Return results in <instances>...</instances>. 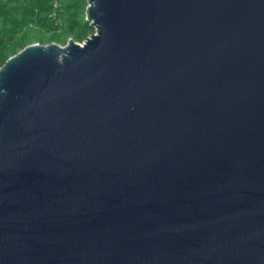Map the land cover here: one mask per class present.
Here are the masks:
<instances>
[{
	"label": "water",
	"instance_id": "1",
	"mask_svg": "<svg viewBox=\"0 0 264 264\" xmlns=\"http://www.w3.org/2000/svg\"><path fill=\"white\" fill-rule=\"evenodd\" d=\"M86 2L0 68V264H264V0Z\"/></svg>",
	"mask_w": 264,
	"mask_h": 264
},
{
	"label": "trees",
	"instance_id": "2",
	"mask_svg": "<svg viewBox=\"0 0 264 264\" xmlns=\"http://www.w3.org/2000/svg\"><path fill=\"white\" fill-rule=\"evenodd\" d=\"M86 6V0H0V68L31 44L84 42L95 33Z\"/></svg>",
	"mask_w": 264,
	"mask_h": 264
},
{
	"label": "built area",
	"instance_id": "3",
	"mask_svg": "<svg viewBox=\"0 0 264 264\" xmlns=\"http://www.w3.org/2000/svg\"><path fill=\"white\" fill-rule=\"evenodd\" d=\"M54 3H56L57 2V0H52Z\"/></svg>",
	"mask_w": 264,
	"mask_h": 264
}]
</instances>
